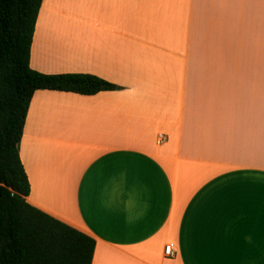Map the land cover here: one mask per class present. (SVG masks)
<instances>
[{
  "label": "crops",
  "instance_id": "obj_1",
  "mask_svg": "<svg viewBox=\"0 0 264 264\" xmlns=\"http://www.w3.org/2000/svg\"><path fill=\"white\" fill-rule=\"evenodd\" d=\"M30 66L119 86L37 90L19 147L91 264H264V0H43Z\"/></svg>",
  "mask_w": 264,
  "mask_h": 264
},
{
  "label": "trees",
  "instance_id": "obj_2",
  "mask_svg": "<svg viewBox=\"0 0 264 264\" xmlns=\"http://www.w3.org/2000/svg\"><path fill=\"white\" fill-rule=\"evenodd\" d=\"M43 0H0V264H91L95 239L27 201L19 154L37 90L94 95L119 86L89 73L46 74L30 66Z\"/></svg>",
  "mask_w": 264,
  "mask_h": 264
},
{
  "label": "built area",
  "instance_id": "obj_3",
  "mask_svg": "<svg viewBox=\"0 0 264 264\" xmlns=\"http://www.w3.org/2000/svg\"><path fill=\"white\" fill-rule=\"evenodd\" d=\"M164 254L167 256H174L175 252L172 243L166 244L164 246Z\"/></svg>",
  "mask_w": 264,
  "mask_h": 264
}]
</instances>
